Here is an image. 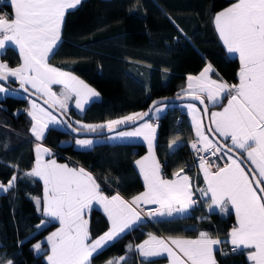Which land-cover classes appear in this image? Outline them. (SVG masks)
Segmentation results:
<instances>
[{"label": "snow or ice", "instance_id": "1", "mask_svg": "<svg viewBox=\"0 0 264 264\" xmlns=\"http://www.w3.org/2000/svg\"><path fill=\"white\" fill-rule=\"evenodd\" d=\"M5 2L12 12L0 15V51L14 45L22 62L15 68L0 62V93L8 91L3 82L14 78L25 92L30 86L34 94L46 97L44 103L49 108L58 107L66 112L67 101L74 96L76 107L83 111L84 104L100 94L72 73L49 63L61 44L66 14L77 9L83 0ZM214 22L227 52L238 56L240 67L238 83L228 84L222 78L212 79L211 74L218 76V73L207 64L198 76L187 77V88L182 90L184 95L205 105L202 111L210 121L205 125L201 109L195 104L187 105L196 135L191 148L197 154L204 152L216 157L212 161L199 156L205 187L194 186L183 168L173 173V179L164 178L155 155L156 128L145 120L153 108L156 113L163 111L157 106L158 101L146 112L132 113L105 124L81 125L90 132L105 128L113 132L121 125L143 121L130 131H116V137H142L148 144V154L135 161L145 190L130 200L119 193L105 195L95 177L83 167L72 168L54 159L44 160L43 156L50 154V150L37 144L35 166L26 173L43 181V197L33 199L37 210L48 220H42L37 227H46L53 221L59 223L45 241L33 245L34 251L45 255L47 264H91L94 254L101 253L144 216L172 217L187 213L201 202L210 213L218 210L230 214L234 210L236 224L227 239L213 238L206 231L199 232L195 239H165L149 233L147 240L135 246L146 264H155L151 259L155 257H165L168 264H218L215 253L224 243H230L233 252L248 250L247 259L253 264H264V0H237L217 13ZM53 85H61L62 91L59 94L53 91ZM31 104L30 131L36 140L44 138L50 125L65 123L35 101ZM208 104L218 105L221 110L209 113ZM76 144L86 148L93 140L77 139ZM175 144L173 141L169 147ZM17 179L13 175L7 185L0 182V191L6 193L14 188ZM197 193L199 197L194 198ZM141 204L155 207L145 210ZM96 206L103 209L110 227L93 239L89 216ZM45 243L47 249L43 247ZM127 248L131 251L133 246ZM125 259L121 256L117 262L109 260L107 264H119Z\"/></svg>", "mask_w": 264, "mask_h": 264}, {"label": "trees", "instance_id": "2", "mask_svg": "<svg viewBox=\"0 0 264 264\" xmlns=\"http://www.w3.org/2000/svg\"><path fill=\"white\" fill-rule=\"evenodd\" d=\"M231 1L83 0L66 14L61 44L49 63L74 73L100 97L89 102L81 115L70 110L66 116H72L69 122L82 128L77 121L104 122L142 112L156 98L181 95L186 75L198 72L206 62L234 84L238 60L226 54L213 24L214 13ZM4 4L2 9L7 10ZM0 59L14 66L20 56L8 46ZM28 99L26 95L0 93V181L7 185L13 175L18 178L14 188L6 193L0 191V264L9 260L12 264H47L45 255L34 251L33 245L45 241L57 226L53 221L46 227H37L44 216L33 197H41L42 182L26 175L33 165L36 142L29 133ZM184 103H166V111L158 117L156 152L165 176L181 168L193 173V158L187 146L192 129L183 112ZM154 118L150 113L145 120ZM76 136L67 128L50 127L43 142L52 147L59 160H75L95 174L108 191L117 190L129 197L142 189L133 165V159L144 150L142 144L102 142L90 149L59 144L62 139ZM172 141L178 143L170 148ZM198 180V184L202 183ZM96 214L101 213L95 209L91 218ZM232 222V213H210L201 202L184 215L145 219L94 254L91 264L117 262L119 256L126 257L119 264H146L135 246L151 230L183 237H197L206 231L224 241ZM103 226L100 220L98 229ZM128 245L133 246L131 251ZM43 247L47 249L48 245ZM230 247L224 243L216 252L219 264H247L244 251L233 252Z\"/></svg>", "mask_w": 264, "mask_h": 264}, {"label": "crops", "instance_id": "3", "mask_svg": "<svg viewBox=\"0 0 264 264\" xmlns=\"http://www.w3.org/2000/svg\"><path fill=\"white\" fill-rule=\"evenodd\" d=\"M3 2L5 3L4 5L6 6L7 10L9 11V13H11V12H12L11 7L7 6L5 0H3ZM236 2H237V0H232L228 5H226L225 7H223L222 9H220V10H218L217 12L214 13V16H213V24H214V27H215L214 18H215V16H216V14L219 13V12H221V11H223L224 9L230 7L233 3H236ZM215 30H216V27H215ZM216 32H217V30H216ZM217 36H218L219 40L221 41L218 32H217ZM221 43L223 44L222 41H221ZM9 46L14 47V48L18 51V48H16L14 45H9ZM223 46H224V44H223ZM224 48H225L226 54H227L228 56H230V57H235V58H237V60H238V68H237V71H236V78H237V80H236V82H235V83H238V72H239V67H240L238 56H237L236 54H230V53H228V52H227V49H226L225 46H224ZM2 51H3V50H2ZM2 51H0V54L2 53ZM18 53H19V51H18ZM0 62L7 63V62L4 61V60H1ZM21 62H22V61H21V58H20V61H19L16 65H14V66H10L8 63H7V64L9 65V67H13V68H15V67H18V66L20 65ZM207 64H211V63L206 62V63L201 67V69H200L198 72H196V73H190V74H187V75H186V77H185V85H184L183 90L187 88V84H188L187 77H188V76H198V75L200 74V72L203 71V69L206 67ZM211 65H212V64H211ZM53 66H54V65H53ZM212 66H213V65H212ZM54 67H57V66H54ZM58 68H59V67H58ZM213 68H214V67H213ZM60 69H61V68H60ZM214 69H215V68H214ZM61 70L66 71V72H70V71L65 70V69H61ZM70 73H72V72H70ZM215 73H217L216 70H215ZM72 74H73L74 76H76L74 73H72ZM76 77H78V76H76ZM78 78H79V77H78ZM211 78H212V79H218V78H222V77H220L219 75L217 76L216 74H211ZM79 79L82 80L81 78H79ZM222 79H223V78H222ZM223 80H224L225 82H227L225 79H223ZM84 82H85V81H84ZM85 83H86V82H85ZM227 83L230 84L229 82H227ZM235 83H234V84H235ZM86 84H87V83H86ZM4 85H5V84H4ZM87 85H89V84H87ZM5 87L8 88V91H7L6 93H3V94H16V95L25 96L22 92L17 91V90H15V89H13L12 87L8 86V85H5ZM89 87H91V86L89 85ZM28 88L31 89L30 86H28ZM91 88H93V87H91ZM93 89H94V88H93ZM31 90L34 91L33 89H31ZM52 90L55 91V92H57V93L59 94V93L62 91V86H61V85H53V86H52ZM96 91H97V90H96ZM38 95H40V94H38ZM40 96H42V95H40ZM42 97H43V96H42ZM99 97H100V95H99L98 97H92L90 100H88V102L84 104V110H85V107L88 105L89 102H91L92 100L98 99ZM43 98L47 99L46 97H43ZM32 101H35L36 104L39 105V106H41V107L47 108L45 105H43L42 103H40L38 100L29 97V99H28V110H27L28 112H29L30 110H32V104H31ZM190 103H191V104H195L196 107L199 108V109H201V108H200V106H199L198 104H196V103H194V102H185V103L183 104V108L186 109V113H185V114H186V116H187L188 122H189V124H190L191 129H192V138H191V139H196V135H195L194 127H193V124H192V115H191L190 110L187 108V105L190 104ZM206 103H207V101H206ZM224 103L226 104L227 101L225 100ZM67 104H68L67 111H66V112H63L65 116L68 115V112H69L70 110L76 112V113L79 114V115L83 114L84 110L81 111L79 108L76 107V102H75V97H74V96H73L71 99H69V100L67 101ZM157 106H158V107H162V108H163V111L160 112V113H156V112H155V109H153V111H152V116H154V117H160V116L166 111V108H167V104H166V103H161V104H159V105H157ZM56 108H58V107H56ZM47 109H48L49 111H51L49 108H47ZM58 109H59V108H58ZM208 110H209V113H210V112H212V111H219V110H221V108H220V106H218V105H217V106H213V105H211V104H208ZM51 112H52V114H53L54 116L57 117L58 120H61V119L59 118V116H58L56 113H54L53 111H51ZM200 115L203 117V122H204V124H205V118H204V115H203L202 110H201ZM69 116H70V118L72 117L71 115H69ZM69 116H68V118H69ZM29 117H30V120H31V122H30V126H29V133H30V136L36 141V142H35V145H34V148H33V150H34V160H33V165H32V167H31V169L35 166V162H36V145H37V144H40V145H42V147L48 148V149L50 150V154H45V155L43 156V159H44V160H51V159H54L58 164H67L69 167H72V168H80V167H83L85 170L89 171L87 168H85L84 166H82L81 164H79L78 162H76L75 160H73V161L59 160V159L55 156V154L53 153V151H52V147H51L50 145L44 143V142H43V139H42V140H36L35 136H33L32 133H31V131H30L31 126H32V124H33V120H32V118H31V116H29ZM68 118H67V119H68ZM70 118H69V119H70ZM73 118H74V117H73ZM119 118H121V117L107 119V120H105L104 122H94V123L80 122L79 125L81 126V125H83V124H93V125L105 124V123H106L107 121H109V120H115V119H119ZM69 119H68V120H69ZM207 119H208V116H207ZM61 121H62V120H61ZM73 121H74V120H73ZM146 121H148V122L151 123L150 120H146ZM140 123H143V121L140 122ZM208 123H210L209 119H208ZM138 125H139V123H137L136 125H133V126H129V127H126V128H122V129L116 130V131H130V130H132L133 127H136V126H138ZM152 125L156 128V138H157V126L154 125V124H152ZM205 125H206V124H205ZM50 127H54V128H57V129H63V130L66 129V127L64 126L63 123L55 124V125H50L49 128H50ZM46 131H47V130H46ZM116 131H113V132L107 133V134H105V135H100V136H76V137H74V138H66V139H62L61 141H59V144H60V145L72 144V145L74 146V148H76V149H90V148H92L96 143H102V142H107V143H140V144H142V145L144 146V150H143L139 155H137V156L133 159V165H134V168L136 169V171H137V173H138V175H139V178H140L141 184H142V189H141L139 192H137L136 194H134V195H132V196H129V197H126V196L122 195L120 192H118L117 190L108 191V190L105 189L104 186L102 185L101 180H100L95 174H93L91 171H89V172L95 177L97 183L100 184V186H101V190L104 191L105 195L111 196V195H115V194L119 193L123 198H125V199H127V200H130L133 196L139 195L141 192H143V191L145 190V188H144L143 178H142V176L140 175V172H139L138 167L135 165V161L141 159L142 157H144V156H146V155L148 154V144H147V142H146L142 137H131V138H119V137H116ZM45 134H46V132H45ZM209 135H210V134H209ZM210 138H212V137L210 136ZM77 139H91V140H93V144H92L91 146H89V147L82 148V147H80V146H78V145L76 144V140H77ZM172 142H173V141H172ZM172 142H169L168 145H170ZM177 143H178V141H176V144H177ZM176 144H175V145H176ZM175 145H174V146H175ZM174 146H173V147H174ZM173 147H171V148H173ZM155 155H156L157 159L159 160V162H160V164H161L162 174L164 175V178H166V179H173V178H174V177H173V174H172L171 176H165V174H164V172H163V168H162L163 166H162L161 160L159 159V157H158V155H157V152H156V140H155ZM31 169H30V170H31ZM177 171H178V170H177ZM184 173H186V174L191 178V181H192V183H193V178H194L193 174H191L190 172L185 171V170H184ZM198 178H199V180H201V182H202L201 187H205V185H204V180H203V173L200 171V169H199V165H198V169H197V173H196V180H198ZM199 180H198V181H199ZM41 182H42V195H41L40 198L43 197V181L41 180ZM107 187H108V186H107ZM95 209H96V210H99L101 214H96L94 218H91V214H92V212H91V213H90V216H89V229H90V233H91V236H92L93 239L99 237L100 235H102L103 233H105L106 231H108V229H109V227H110L109 221H108V219H107V216L104 214L103 209H102V208H99V206H96V207L94 208V210H95ZM206 209H208V208H207V205H206ZM189 211H190V210H189ZM189 211H188V212H189ZM216 211H218V210H216ZM40 212H41V214L43 215L42 211H40ZM188 212H187V213H188ZM218 212H219V211H218ZM187 213H176V214H174L172 217L179 216V215H184V214H187ZM219 213H220V212H219ZM230 213H232V216H233V222H232V224H231V227L229 228L228 233L231 231V228H232L233 226H235V224H236L234 210H232ZM220 214H221V213H220ZM222 215H227V214H222ZM43 216H44V215H43ZM100 217H103V219H101ZM158 218H170V217H158ZM158 218H153L152 220H154V219H158ZM145 219H148V218H145V217H144L140 222H138V223H137L136 225H134V226H137L139 223L145 221ZM43 220H45V221L48 220V217H45V216H44V219H43ZM100 220H103V221H104V226L99 230L98 227H97V224H98V222H99ZM54 222H56V221H54ZM56 224H57V226H56L52 231H50L48 235H50L53 231H56V229L59 227V223L56 222ZM134 226H133V227H134ZM149 233H151V234H153V235H156V236H158V237H161V238H165V239L168 238V237H183V236H164V235L158 233V232L155 231V230H151ZM149 233H148V234H149ZM148 234H147V235H146V236H145L140 242H138L136 245L141 244V243H143V241L147 240V239L149 238V235H148ZM48 235H47V236H48ZM47 236H46V237H47ZM227 237H228V235L226 236L225 239H227ZM183 238L195 239L196 237H183ZM213 238H218V237H213ZM219 239H220V238H219ZM229 244H230V243H229ZM230 245H231V244H230ZM231 246H232V245H231ZM135 249H136V248H135ZM219 249H221V245L219 246ZM136 251H137V250H136ZM243 251H244L245 259L247 260V264H253L252 261H249V260L247 259V251H248V250H243ZM137 252H138V251H137ZM138 255H139V253H138ZM215 256H216V253H215ZM119 257H121V256H119ZM119 257H118V258H119ZM139 257H140V255H139ZM118 258L116 259V261H118ZM141 258H142V257H141ZM151 259H159L158 261L155 262V264H168V260H167L165 257H155V258H151ZM216 260H217V257H216ZM217 262H218V260H217ZM218 264H219V262H218Z\"/></svg>", "mask_w": 264, "mask_h": 264}, {"label": "water", "instance_id": "4", "mask_svg": "<svg viewBox=\"0 0 264 264\" xmlns=\"http://www.w3.org/2000/svg\"><path fill=\"white\" fill-rule=\"evenodd\" d=\"M3 83L5 85L12 87L13 89H15L17 91L22 92L23 94H25L26 96H29L30 98L38 100L39 102H41L42 104H44L45 106H47L49 108V105L44 103L45 98H43L42 96H40L38 94H34V92L31 90H29L28 92H25L24 89L20 87L19 81L15 80L13 78H10L9 81L3 82ZM155 101L160 102L159 104L170 103V102H194L200 106L201 110H203V108L205 107V105H201L199 103V101L193 100L190 96L181 94V95H175V96H166V97L156 98V99L152 100L149 103V105L142 112H146L150 108H152L153 102H155ZM49 109L51 111H53L54 113H56L59 116V118L65 122L63 124L67 128V130H69L71 133H73L77 136H100V135H105L107 133H110L106 128L105 129H98L96 132H90L84 128L75 127L74 125H72L69 122V120L66 118V116L64 115V113L60 109H58L56 107H51ZM204 118H205V124L208 125L209 123H208L207 115H204ZM145 119H146V117H145ZM140 122H142V121H138L137 123H140ZM69 124H71L72 127H68ZM129 126H133V125H121L116 130L126 128ZM73 129H79V131H73ZM210 136H211V134H210Z\"/></svg>", "mask_w": 264, "mask_h": 264}, {"label": "built area", "instance_id": "5", "mask_svg": "<svg viewBox=\"0 0 264 264\" xmlns=\"http://www.w3.org/2000/svg\"><path fill=\"white\" fill-rule=\"evenodd\" d=\"M3 8V0H0V15H3V14H5V13H9V11H7V10H4V9H2ZM10 14V13H9ZM183 112H186V109L185 108H183ZM151 123L152 124H154V125H158L159 124V119H158V117H155L153 120H151ZM193 140H195V139H190L189 141H187V146H188V148H189V150H190V152H191V155H192V158H193V161H192V166H193V176H194V178H193V184H194V186H198V187H201V184L202 183H200V184H198L197 183V180H196V173H197V169H198V165H199V156L200 155H204V156H206V157H208L210 160H212V161H215L216 160V157H212L211 155H210V153H204V152H201V153H199V154H197L192 148H191V143H192V141ZM133 150H136V147H133ZM220 162H222V161H220ZM199 197V193H197L196 194V197H194V198H198ZM141 209H147V208H149V207H155V206H148V205H143V204H141ZM145 218H148L147 216H144ZM232 247L233 246H231L230 247V249L232 250ZM3 264H7V262H5V263H3Z\"/></svg>", "mask_w": 264, "mask_h": 264}, {"label": "rangeland", "instance_id": "6", "mask_svg": "<svg viewBox=\"0 0 264 264\" xmlns=\"http://www.w3.org/2000/svg\"><path fill=\"white\" fill-rule=\"evenodd\" d=\"M0 61H1V59H0ZM14 79V78H13ZM18 81V80H17ZM25 95V94H24ZM41 103V102H40ZM44 105V104H43ZM47 107V106H46ZM48 108V107H47ZM67 118V117H66ZM10 180V179H9ZM1 182V181H0ZM3 183V182H2ZM45 260H46V257H45Z\"/></svg>", "mask_w": 264, "mask_h": 264}]
</instances>
